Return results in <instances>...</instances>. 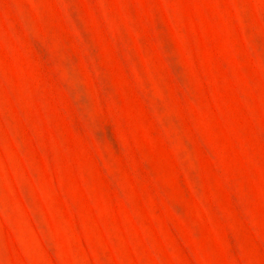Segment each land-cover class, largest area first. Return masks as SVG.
<instances>
[{
  "label": "rangeland",
  "instance_id": "1",
  "mask_svg": "<svg viewBox=\"0 0 264 264\" xmlns=\"http://www.w3.org/2000/svg\"><path fill=\"white\" fill-rule=\"evenodd\" d=\"M0 264H264V0H0Z\"/></svg>",
  "mask_w": 264,
  "mask_h": 264
}]
</instances>
